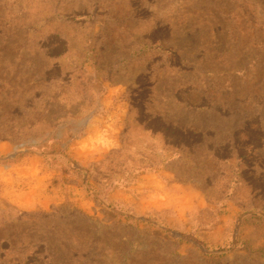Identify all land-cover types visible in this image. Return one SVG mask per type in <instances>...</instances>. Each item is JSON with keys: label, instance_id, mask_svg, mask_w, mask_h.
Listing matches in <instances>:
<instances>
[{"label": "rangeland", "instance_id": "374dc122", "mask_svg": "<svg viewBox=\"0 0 264 264\" xmlns=\"http://www.w3.org/2000/svg\"><path fill=\"white\" fill-rule=\"evenodd\" d=\"M0 264H264V0H0Z\"/></svg>", "mask_w": 264, "mask_h": 264}]
</instances>
